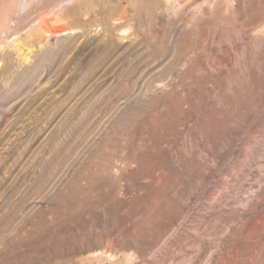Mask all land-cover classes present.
I'll return each mask as SVG.
<instances>
[{"label": "rangeland", "instance_id": "374dc122", "mask_svg": "<svg viewBox=\"0 0 264 264\" xmlns=\"http://www.w3.org/2000/svg\"><path fill=\"white\" fill-rule=\"evenodd\" d=\"M22 2L0 264H264V0Z\"/></svg>", "mask_w": 264, "mask_h": 264}, {"label": "bare ground", "instance_id": "6f19581e", "mask_svg": "<svg viewBox=\"0 0 264 264\" xmlns=\"http://www.w3.org/2000/svg\"><path fill=\"white\" fill-rule=\"evenodd\" d=\"M35 0H23V2L22 3H20V5L26 10L33 2H34ZM45 1H48L49 2V5L52 7V9H51V12H52V14L53 13H55V12H57L58 11V9H60L61 7H62V5L64 4L65 5V2L67 1V2H71L72 3V1L73 0H45ZM36 2H37V0H36ZM38 2H40V1H38ZM70 3V4H71ZM42 4H43V2H42ZM67 4V3H66ZM68 5H69V3H68ZM39 8H41V7H39ZM42 9V8H41ZM40 9V10H41ZM24 10V11H25ZM47 10V9H46ZM45 11V10H44ZM26 12V11H25ZM24 12V13H25ZM29 12V11H28ZM23 13V14H24ZM32 13V12H31ZM36 14L38 13V12H35ZM47 13V12H46ZM26 14V13H25ZM34 13H32L31 15H33ZM43 14V13H42ZM41 14V15H42ZM48 15H50V14H48ZM57 15V14H56ZM34 16H35V14H34ZM40 16V15H39ZM42 17H44V16H42ZM46 17H48V16H46ZM36 18H37V16H36ZM44 19V18H43ZM35 20V19H34ZM46 20H47V18H46ZM37 21V20H36ZM37 22H39V20L37 21ZM31 23V22H30ZM30 23H28V24H30ZM33 24V23H32ZM43 24H45V22H43ZM11 27H12V24H11ZM16 27V26H15ZM22 27V26H21ZM28 27V26H27ZM14 28V27H13ZM13 28H11L10 30H11V36L10 37H13V38H17V35L19 34V32H17V31H15ZM19 28V27H18ZM23 28H25V27H23ZM30 28V27H29ZM20 30V29H19ZM26 30V29H25ZM28 30V29H27ZM63 30V29H62ZM20 31H22V30H20ZM9 32V31H8ZM4 34V33H3ZM6 34V33H5ZM25 34V33H24ZM21 35V34H20ZM3 36V35H2ZM19 36V35H18ZM22 36V35H21ZM4 37V36H3ZM12 38V39H13ZM20 39H21V37H20ZM10 42V41H9ZM18 46H16V48H17Z\"/></svg>", "mask_w": 264, "mask_h": 264}]
</instances>
